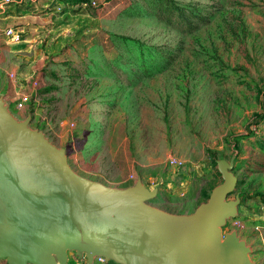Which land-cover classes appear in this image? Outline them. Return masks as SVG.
<instances>
[{
    "label": "rangeland",
    "instance_id": "obj_1",
    "mask_svg": "<svg viewBox=\"0 0 264 264\" xmlns=\"http://www.w3.org/2000/svg\"><path fill=\"white\" fill-rule=\"evenodd\" d=\"M55 1L0 11V97L11 114L29 115L77 174L114 188L141 178L157 187L147 203L175 214L206 202L222 182L216 160L234 156L227 197L240 202L222 234L236 231L264 264V0H164L171 25L155 0ZM139 49L151 76L131 66ZM22 92L30 100L18 109Z\"/></svg>",
    "mask_w": 264,
    "mask_h": 264
},
{
    "label": "water",
    "instance_id": "obj_2",
    "mask_svg": "<svg viewBox=\"0 0 264 264\" xmlns=\"http://www.w3.org/2000/svg\"><path fill=\"white\" fill-rule=\"evenodd\" d=\"M17 120L0 97V260L67 264L69 252L93 264H254L236 231L234 156L216 160L222 182L189 214L151 206L157 194L138 178L125 188L77 174L64 148Z\"/></svg>",
    "mask_w": 264,
    "mask_h": 264
},
{
    "label": "built area",
    "instance_id": "obj_3",
    "mask_svg": "<svg viewBox=\"0 0 264 264\" xmlns=\"http://www.w3.org/2000/svg\"><path fill=\"white\" fill-rule=\"evenodd\" d=\"M24 0H0V11H4L6 8H9L11 6L14 5H20ZM90 4L94 5L95 1H90ZM2 35L4 37H8L10 40L14 39V34L11 28H7L5 31L2 32ZM16 38V37H15ZM1 60V58H0ZM9 76L11 79H15L16 78V73L15 72H10ZM36 81L31 79V84H35ZM30 95L27 92H22L20 93L18 99H17V103L16 106L18 109H22L28 102ZM169 162L172 165H177L180 166L182 164V161L178 160V159H170ZM258 220H260L261 222H264V203H261V206L259 208V216H258ZM108 262L105 261V259L102 256H96L93 259V264H107ZM67 264H70L69 261ZM75 264H87L86 261H80L78 260L77 262H75Z\"/></svg>",
    "mask_w": 264,
    "mask_h": 264
},
{
    "label": "trees",
    "instance_id": "obj_4",
    "mask_svg": "<svg viewBox=\"0 0 264 264\" xmlns=\"http://www.w3.org/2000/svg\"><path fill=\"white\" fill-rule=\"evenodd\" d=\"M87 2H88V1H84L83 4H84V5H87ZM156 3H157V4H156ZM164 4H166V3L164 2V0H155V3L152 4V7H151V8L155 9V10H154L155 13H154V12H153V13H154V15H155L156 17H158V18H160V19H165V21L167 22V24L171 25V21H170L169 16H168V15H167V16L163 15V14H166L167 12L164 11V10H161V6H164ZM162 8L165 9V7H162ZM153 13H151V14H153ZM129 41H131V40H129ZM138 44H140V43H138ZM137 55L140 56V59H141V58L143 57V55H145V53H144V51H143L142 49H139ZM143 60H144V59L138 60V63H141V64L134 63V64H132V65L130 64V65H131L132 67L135 66V68L137 69V72H138V71H139V72H145V75H147V76H151L152 74H151L150 72H148V71H149V67L142 65V61H143ZM130 61L133 62L132 58H131ZM146 67H147L148 70L143 71V69H145ZM135 72H136V71H135Z\"/></svg>",
    "mask_w": 264,
    "mask_h": 264
},
{
    "label": "crops",
    "instance_id": "obj_5",
    "mask_svg": "<svg viewBox=\"0 0 264 264\" xmlns=\"http://www.w3.org/2000/svg\"><path fill=\"white\" fill-rule=\"evenodd\" d=\"M53 2L56 3V2H58V1H55V0H30V3L33 5V7H36V9H37L38 7H41V6H44V5L53 4ZM26 74H29V70L26 71ZM27 76H28V75H27ZM251 176H253V175H251ZM243 186L245 187L246 184H244ZM252 190H253V188H252ZM241 191H245V190H241ZM241 191H240V192H241ZM242 200H244V198H242ZM246 200L249 201L248 198H246ZM261 203H262V202H260L259 206L261 205ZM246 205H247V203H246Z\"/></svg>",
    "mask_w": 264,
    "mask_h": 264
}]
</instances>
